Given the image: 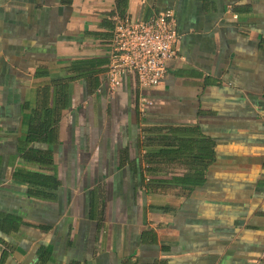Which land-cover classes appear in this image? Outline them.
<instances>
[{
	"label": "crops",
	"instance_id": "obj_1",
	"mask_svg": "<svg viewBox=\"0 0 264 264\" xmlns=\"http://www.w3.org/2000/svg\"><path fill=\"white\" fill-rule=\"evenodd\" d=\"M127 4L141 19L174 10L181 39L156 87L134 74L107 85L115 0H0V264H252L264 252V0ZM46 110L57 119L36 140ZM175 131L214 151L190 190L159 182L189 174L191 153H147Z\"/></svg>",
	"mask_w": 264,
	"mask_h": 264
},
{
	"label": "built area",
	"instance_id": "obj_2",
	"mask_svg": "<svg viewBox=\"0 0 264 264\" xmlns=\"http://www.w3.org/2000/svg\"><path fill=\"white\" fill-rule=\"evenodd\" d=\"M112 34L105 80L115 90L122 76L134 74L142 88L162 83L167 62L176 55L181 36L175 27L174 10L166 8L149 18L125 14L110 16ZM264 252L252 261L262 264Z\"/></svg>",
	"mask_w": 264,
	"mask_h": 264
},
{
	"label": "trees",
	"instance_id": "obj_3",
	"mask_svg": "<svg viewBox=\"0 0 264 264\" xmlns=\"http://www.w3.org/2000/svg\"><path fill=\"white\" fill-rule=\"evenodd\" d=\"M127 7V0H115L114 9L108 13V20L111 28L112 21L110 19V16L115 13L119 16H124L125 14H127ZM53 113L55 112L46 110L43 114L41 121H38V127L36 130V140L44 141L45 133L48 130H53L57 119L56 115H53ZM150 144L151 143L149 139L145 138L143 145L148 148ZM158 145L160 147L157 148V150L147 149V153H156L164 157H171L173 155L180 156L185 155L186 153H191V157H193L194 160V162L185 166L187 170L190 171L189 174L178 176L172 178L171 180L160 181L159 184L162 186V188H168L174 185H181L186 190H190L193 187L200 186L204 182V174L214 158V151H212L211 149V143L209 139L199 137L189 138L188 134L179 133L175 131L172 135L164 136L161 139L160 144ZM193 149L195 150V152H193ZM23 156L25 160L32 162L38 161L44 163L48 159V155L39 150L25 151V154ZM34 178V181H31L30 183L31 185H36L35 194L37 196H43V190L40 187L44 186L43 182L45 179V175L36 172V174H34Z\"/></svg>",
	"mask_w": 264,
	"mask_h": 264
}]
</instances>
